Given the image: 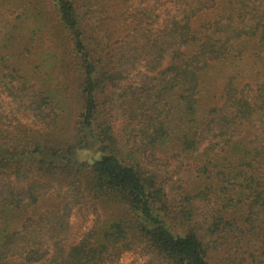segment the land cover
I'll use <instances>...</instances> for the list:
<instances>
[{
    "label": "trees",
    "instance_id": "16d2710c",
    "mask_svg": "<svg viewBox=\"0 0 264 264\" xmlns=\"http://www.w3.org/2000/svg\"><path fill=\"white\" fill-rule=\"evenodd\" d=\"M52 6L0 0V264H264V0Z\"/></svg>",
    "mask_w": 264,
    "mask_h": 264
},
{
    "label": "rangeland",
    "instance_id": "374dc122",
    "mask_svg": "<svg viewBox=\"0 0 264 264\" xmlns=\"http://www.w3.org/2000/svg\"><path fill=\"white\" fill-rule=\"evenodd\" d=\"M46 5L49 7L50 11H53L52 0H46ZM18 122H20L21 125L18 126L16 129H18L19 127H26L27 130H29V128L36 130L39 127L38 125L33 124L31 119L28 118L20 117V119L14 122V124L17 125ZM96 218V212L94 211V209L88 211L78 209V207L74 209L71 217V223L73 225V233L71 240H78L82 232H84L86 229L93 225ZM148 258L149 254L147 252H142V250H135L124 254L121 258L117 260H114L112 264H145ZM213 258L217 262V254H213Z\"/></svg>",
    "mask_w": 264,
    "mask_h": 264
}]
</instances>
